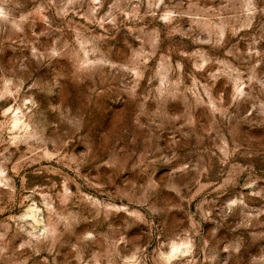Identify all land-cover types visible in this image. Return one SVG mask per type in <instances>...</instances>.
<instances>
[{"label": "rangeland", "instance_id": "1", "mask_svg": "<svg viewBox=\"0 0 264 264\" xmlns=\"http://www.w3.org/2000/svg\"><path fill=\"white\" fill-rule=\"evenodd\" d=\"M227 2L11 0L12 4L19 5L14 9L17 15H31L23 25L22 33H14L8 26L0 24V75L13 71L25 57H31L33 47L40 53L63 48L61 56L51 59V66L64 73L69 84L80 77L98 86L101 100L97 119L101 125L118 104L112 96L119 86L120 74L111 70L115 75H110L107 66L76 72L78 61L73 50L79 49L92 35H104L106 47L112 52L119 53L124 49L125 41L132 45L126 56L112 59V63L128 65L144 59L139 71L129 79L139 78L136 92L145 103L137 111L142 114L140 122L146 126L131 131L122 129L124 109L112 115L111 123L114 132L123 131L129 138L135 136L132 150L137 156L144 153L146 159L140 168H132L135 157L131 160L122 158L116 180L119 186L121 175L134 177V182L139 181L136 187L158 212L148 225L125 218L123 213L106 212L105 215L115 223L111 232H101L97 251H110L111 241L123 237L130 242L128 248L144 247L150 252L155 245L152 233H172L193 226L203 238L211 241L209 228L214 226L212 220L221 221L224 217L226 197L249 191L243 187L246 175L239 173L237 167L229 166L240 164L245 158L228 157L229 164L221 162L233 147V141L255 150L257 155L250 159L257 174L264 171V152L259 151L264 147V121L260 117L245 119V109L249 105H237L233 101L238 79L243 81V90L247 92L250 87L248 77H253L251 87L257 93L260 85L256 82L264 81V27L254 21L233 34L231 26H224L225 23L231 25L224 19L229 15L225 8ZM97 4L100 6L95 7ZM190 4L194 5L191 9ZM173 6L188 14L161 19L165 12L173 10ZM105 13L116 17L114 25L100 27L97 22ZM142 43L143 52H150V58L142 56ZM101 51H104V46ZM228 52L232 55H226ZM80 55L82 57L83 53ZM89 59L93 57L89 56ZM25 63L33 77L47 83L48 59L42 61L38 68L34 60L29 59ZM177 64L181 66L179 69ZM237 72L243 75L237 77ZM57 111H67L69 118L72 117L70 109L58 106ZM144 114L147 120L143 119ZM121 146L117 145L118 148ZM27 147L21 144L17 150V146L12 145L8 147V153L0 155V161H3L4 156L10 154L7 171L0 175V248L7 245L10 251H14L19 244L28 242L30 246L16 254L17 259L26 260L27 264H83V259H77L85 256L79 237L91 225L103 227L92 220L95 211L84 198L107 199L105 193H113V188L99 183L91 163H86L80 168V174H76L74 169L77 165L69 158L84 151L80 145L73 152L70 143L57 155L49 144L47 156L44 152L32 155ZM0 152H3L2 147ZM149 177L156 182L154 190L148 188ZM6 178L8 187L3 186ZM221 182H225L226 187L213 191ZM202 185L207 187L193 197ZM121 187L122 190L127 188ZM47 197H51L52 208L57 214L68 216L72 213V216L66 226L55 225L53 216L52 223L60 233L55 243L51 237L40 242L31 241L27 235L31 228L26 226L38 219H43L45 224L49 222L44 208ZM62 200L66 202L61 203ZM115 203L120 204L119 197ZM33 205L40 209L38 216ZM255 206L259 205L253 200L250 207ZM210 210L211 220L202 218V213ZM232 219L229 213L223 222L227 225ZM121 223L132 226L125 231L120 227ZM223 231H227V227ZM124 247L121 243L120 248ZM214 251L210 242L207 249L195 252L198 264H215Z\"/></svg>", "mask_w": 264, "mask_h": 264}, {"label": "clouds", "instance_id": "2", "mask_svg": "<svg viewBox=\"0 0 264 264\" xmlns=\"http://www.w3.org/2000/svg\"><path fill=\"white\" fill-rule=\"evenodd\" d=\"M97 4L95 7H99ZM19 5H14L11 0H0V24H4L14 33H22L24 24L28 20L31 13L19 14L14 12ZM115 7V6H110ZM151 7V5H150ZM194 5H189V9ZM229 15L224 19L231 22V25L225 23V27L231 26L233 34L239 31L240 27H248L257 22L264 27V0H228L225 4ZM177 6H173L172 11H167L161 19L169 20L175 16L187 15V12L176 10ZM95 11V8H93ZM115 16L109 17L108 13L97 23L100 27L104 24H115ZM107 31V30H106ZM222 36V32H221ZM106 37L104 35H92L86 43H82L79 49L73 50L78 64L76 72L82 69L107 66L110 75L119 73V86L112 96L113 100L118 104L113 107L103 125L97 119V110L101 100L98 86L93 83H87V78L77 77L69 84L66 76L55 67L51 66V59L61 56L64 49L59 51L53 49L47 53H40L35 47L31 49V57H25L23 61L11 72H5L0 75V147L3 152L0 155L8 153L9 146L27 145V151L32 155L37 152H44L48 155L47 145L51 144L53 151L57 155L64 151L70 143L72 151L77 150V145L83 147L84 151L79 156H72L69 159L75 163L77 167L74 169L77 175L80 174V168L86 163L93 164L96 170V176L102 186H110L113 193H105L107 199H96L94 196L85 197V201L94 209L95 215L92 220L97 221L102 228L96 225L88 227L79 237L85 256H78L77 259H83V264H198L197 256L194 254L200 249H207L211 242L215 249L213 260L215 264H264V171L257 174L252 157L257 152L244 144L233 141V147L228 152L227 157H223L221 162L229 164L228 157L242 156L245 159L235 166L239 173L245 174L243 187L249 191L243 195L235 193L227 196L225 200V208L221 221L212 220L213 227L209 228L211 241L201 236L195 226L187 230H178L172 233L160 231L155 235V245L151 251H146L144 247L128 248L130 243L123 237L113 239L109 245L110 251H97L100 234L102 231L111 232L115 221L111 220L106 212L123 213L125 218H132L133 221L148 225L150 219L158 212L157 208L145 198L144 193L136 187L139 181H135L131 176H120L119 186H117V173L122 158L135 160L132 168H140L146 155L141 153L137 156L132 150V146L136 143L135 136L129 138L123 131L114 132L112 127V115L124 109L125 119L122 129L134 130L143 128L142 114L137 109L145 103L136 92L139 78L129 79L134 72H138L144 64V59L136 64H117L112 63V59H118L126 56L128 51L132 50V45L125 41V48L119 53L112 52L106 47ZM55 44V41L53 42ZM79 43V41H78ZM67 46V42H65ZM104 46V51L101 47ZM87 49V51H85ZM142 56L150 58V52H143V43L140 48ZM80 53H83L81 57ZM226 55H232L231 52ZM92 56L93 59H89ZM99 56V58H97ZM29 59L36 62L37 68L45 59L49 60L50 68L47 77V83L41 82L39 77H33L30 72L29 65L25 63ZM181 66L177 64L179 69ZM202 67V65H201ZM111 70H115L113 73ZM243 73L237 72V77ZM249 91L243 90V81L238 79V87L233 101L237 104H247L249 108L245 111L247 115L245 119L252 120L260 117L264 121V81H257L260 85L258 93L251 87L253 77L249 76ZM207 94V91L206 93ZM125 101L126 103H119ZM58 106L70 109L72 117L69 118L67 111L58 112ZM109 107H112L109 105ZM254 114V115H253ZM231 119V117H228ZM143 119L147 120V115H143ZM55 121V125L53 124ZM46 132L50 133L46 135ZM122 144L121 147H117ZM227 146L225 145V148ZM264 152V147L259 149ZM10 154L4 156L0 161V175H4L7 171V163ZM63 159V157H61ZM15 171V167H13ZM108 178H111L109 180ZM235 181L233 180L232 183ZM198 183V181H197ZM4 187H8V179L3 182ZM121 186H127L126 190H122ZM186 186V185H185ZM156 182L148 179V188L155 189ZM206 185L200 186L193 197L198 195ZM225 182H221L218 188H225ZM79 190V188H78ZM67 193V189H65ZM70 195V194H69ZM116 197L120 198V204L115 203ZM255 200L259 206L250 207V203ZM126 201V203H125ZM66 201H61L65 203ZM203 203H214V201H203ZM34 212L38 216L40 209L32 206ZM44 208L48 212V223L45 224L43 219H38L31 225L27 235L31 241L40 242L42 239L51 237L53 243L58 239L60 233H57L52 223L55 216V225H67L72 213L68 216L59 215L52 208L51 197H47L44 201ZM229 213L232 214V222L225 224L223 220L227 219ZM211 210L202 213V218L211 220ZM85 217V221H87ZM41 225L43 227L41 228ZM131 224L121 223L120 227L127 230ZM227 227V231L223 229ZM21 231H24L21 228ZM124 243L125 247L120 248V244ZM30 246V243H21L14 251H10L7 245L0 248V261L3 264H27L26 260L17 259V255L21 249Z\"/></svg>", "mask_w": 264, "mask_h": 264}]
</instances>
